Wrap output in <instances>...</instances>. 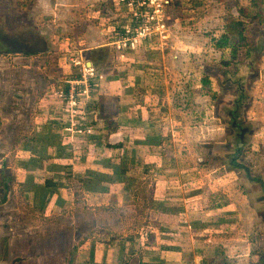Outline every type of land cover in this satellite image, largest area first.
I'll return each mask as SVG.
<instances>
[{
  "label": "rangeland",
  "instance_id": "rangeland-1",
  "mask_svg": "<svg viewBox=\"0 0 264 264\" xmlns=\"http://www.w3.org/2000/svg\"><path fill=\"white\" fill-rule=\"evenodd\" d=\"M256 1L262 16L246 20L233 56L215 43L251 0H155L135 48L115 43L139 12L130 0H0V203L23 221L0 223V235L30 217L34 230L60 228L68 247L53 264H264V194L242 167L264 181ZM90 68L93 95L73 113L84 106L89 122L71 145L65 83ZM112 121L123 132L105 140ZM21 236L0 237V264H20Z\"/></svg>",
  "mask_w": 264,
  "mask_h": 264
},
{
  "label": "crops",
  "instance_id": "crops-1",
  "mask_svg": "<svg viewBox=\"0 0 264 264\" xmlns=\"http://www.w3.org/2000/svg\"><path fill=\"white\" fill-rule=\"evenodd\" d=\"M102 114H104L103 111H102ZM159 121L160 120H158V122ZM114 124H115V126L111 127V124L109 123L106 127V130L104 129V131H105L104 139L105 140H107L109 138V136H114V138H119L120 134H122L123 130L121 128H124V127L120 126V128L117 129L118 127H117L116 123H114ZM138 133H142V131L139 130ZM154 134L157 135V132L155 131ZM70 144L71 145H78L77 137L74 138ZM109 144L113 145L112 142H110V141H109ZM72 151L70 154H65L64 156H72ZM25 152L27 154L29 153V151H25ZM35 153L36 152L29 154L28 157L32 156L31 158H34L35 160H37L36 157H39V156H36ZM97 158H98V156L95 157V159H96L95 164L100 166V160ZM33 176H35V175H33ZM49 178H52V177H49ZM43 180H45V179H43ZM47 189L51 190V191H53V190L56 191L58 188L53 187L50 184V185H48ZM28 190L30 191V189H28ZM60 190H61V188L57 190L56 194L59 195ZM33 191H35V190L33 189ZM56 194H55V196H56ZM35 201L36 200H34L32 198V200L29 201L28 206L33 207L35 204ZM10 202H12V201L11 200L3 201L2 203H0V212H3V214H4V215L0 216V223L9 224V225L17 223V222L22 223L23 221L18 219L17 211L11 209V207L8 205ZM25 202H26V200H25ZM59 205L62 207V204H59ZM42 206H43V204H42ZM8 208L11 209V213H12L11 216H10V210H8ZM46 208H47V205H45L44 210H46ZM34 210H37V209L34 208ZM36 216H37V213L35 214L34 217H36ZM25 223L26 224H24L23 226L16 228V229H10L8 227H5L4 228L5 231L0 235V237L8 236L9 234H11V232L17 231V232H19V234H22L21 237H25L24 240L20 244V246H24L22 248V251H20V255L19 256L15 255V257H19L18 262H20V264H53L54 260L57 257H59V255L65 254V251L68 247V239L67 238H69V234H67V236H65V233L61 232L60 228L52 230L51 228H48L49 226L46 228L42 227L39 230H37L38 228H36V230H34V227H32L34 225V221H33L32 217H30V219L28 221H26ZM60 223L65 224L66 222L61 221ZM51 224H54L57 226L56 223H51ZM44 233H48V235H43ZM55 233H56V236H55ZM34 236H37V237H34ZM10 237H14V236H10ZM62 244H63V247L61 246Z\"/></svg>",
  "mask_w": 264,
  "mask_h": 264
},
{
  "label": "built area",
  "instance_id": "built-area-1",
  "mask_svg": "<svg viewBox=\"0 0 264 264\" xmlns=\"http://www.w3.org/2000/svg\"><path fill=\"white\" fill-rule=\"evenodd\" d=\"M155 0H130L129 3L137 5L139 12H136L134 15V20L131 19V22L120 21L117 28V35L115 43L117 45H128L130 47H138V44H141L140 41L145 40L148 34H151V29L147 26L150 21V12L148 9V3H154ZM142 6V7H141ZM146 8V12H143V9ZM155 10L154 12H158ZM96 75L93 73V70L90 68L85 73H76L73 76V79H68L65 83V92H64V101L62 112L65 115L66 119L62 118L61 128L65 130V134L68 138L74 139L76 130L79 131V127L87 125L89 122L87 120V115L85 113V107L83 106V114L80 117H77V109L81 107V104L84 102L82 98L89 99L92 94V81L90 75ZM61 121V120H60ZM62 130V129H61ZM82 131V130H81ZM80 134L84 133L81 132Z\"/></svg>",
  "mask_w": 264,
  "mask_h": 264
},
{
  "label": "trees",
  "instance_id": "trees-1",
  "mask_svg": "<svg viewBox=\"0 0 264 264\" xmlns=\"http://www.w3.org/2000/svg\"><path fill=\"white\" fill-rule=\"evenodd\" d=\"M259 1H261V0H259ZM237 12H238V17H230L227 19L225 34H223L220 37V39L218 41H216V43H215V46L217 48H220V49L229 48L230 51L232 52L231 54L233 56H235L234 54H236V51L239 47H244L247 45V37L245 35L246 20L247 19H257V18L262 16L261 7H260L259 3H257L256 0H251V6L243 5V6L238 7ZM223 64L228 66L230 63L228 60H226L223 62ZM93 107H96V109L98 111V106L96 103L88 105V110L90 111V109L91 108L93 109ZM99 115L100 114L95 113V116L97 119L100 118ZM110 124H111V127L115 126L113 121L110 122ZM120 145L121 144H119V146ZM111 146L112 145H110L109 143L106 144V147H111ZM54 147H56V146L54 145ZM71 151H72L71 148H69V152H66V153H65L64 149L58 150L57 151L58 157H63L65 154H70ZM49 152H51L50 148H49ZM54 152H56V151H54ZM129 152H131V151H129ZM103 166L104 165H102L101 167L96 169L98 175H100V172L98 170L103 168ZM121 168H123V167H121ZM121 170H123V169H121ZM91 190L94 191L95 189H91Z\"/></svg>",
  "mask_w": 264,
  "mask_h": 264
},
{
  "label": "flooded vegetation",
  "instance_id": "flooded-vegetation-1",
  "mask_svg": "<svg viewBox=\"0 0 264 264\" xmlns=\"http://www.w3.org/2000/svg\"><path fill=\"white\" fill-rule=\"evenodd\" d=\"M232 104L233 103H231V105H228V109L232 106ZM98 112L99 113H102V108H101V106L100 107H98ZM225 119H227V120H230L231 119V124H232V126L233 127H236V129H237V131H238V135H239V138L240 139H242L243 138V135H244V132L246 131V128H242V127H240L239 125H237V122L236 121H233V115H231L230 116V118H229V116H228V114H225ZM254 181H256V179H254Z\"/></svg>",
  "mask_w": 264,
  "mask_h": 264
},
{
  "label": "water",
  "instance_id": "water-1",
  "mask_svg": "<svg viewBox=\"0 0 264 264\" xmlns=\"http://www.w3.org/2000/svg\"><path fill=\"white\" fill-rule=\"evenodd\" d=\"M21 60H22L21 62H25V63H26V61L28 60V58H24V59H21ZM21 62H20V63H21ZM87 65L90 66L89 63H87ZM242 167H243V169L246 171V175H247V177H248L249 180L254 181V179H256L257 183L260 184V187H261L262 192H263V194H264V181L261 180V179H259V178H254V177H252V176H251V171H250V169H249L247 166H244V165H243ZM263 199H264V195H263Z\"/></svg>",
  "mask_w": 264,
  "mask_h": 264
}]
</instances>
